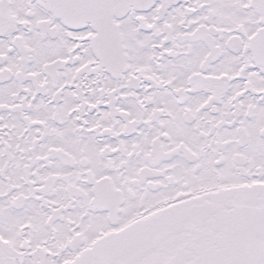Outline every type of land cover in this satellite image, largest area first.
I'll use <instances>...</instances> for the list:
<instances>
[{
    "label": "snow or ice",
    "instance_id": "obj_1",
    "mask_svg": "<svg viewBox=\"0 0 264 264\" xmlns=\"http://www.w3.org/2000/svg\"><path fill=\"white\" fill-rule=\"evenodd\" d=\"M0 264H264V0H0Z\"/></svg>",
    "mask_w": 264,
    "mask_h": 264
}]
</instances>
